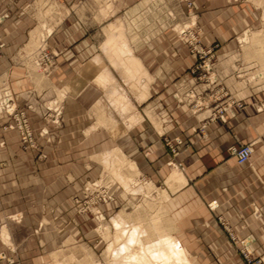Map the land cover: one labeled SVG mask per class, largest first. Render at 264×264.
Masks as SVG:
<instances>
[{
	"label": "rangeland",
	"instance_id": "374dc122",
	"mask_svg": "<svg viewBox=\"0 0 264 264\" xmlns=\"http://www.w3.org/2000/svg\"><path fill=\"white\" fill-rule=\"evenodd\" d=\"M248 2L216 24L193 0H0V264H121L176 237L168 190L183 186L182 164L146 171L134 127L152 124L175 156L172 119L194 134L248 102L264 112V0ZM240 145L251 156L232 173H253L264 151L238 142L228 156ZM216 221L243 264H264Z\"/></svg>",
	"mask_w": 264,
	"mask_h": 264
},
{
	"label": "crops",
	"instance_id": "0c3cea01",
	"mask_svg": "<svg viewBox=\"0 0 264 264\" xmlns=\"http://www.w3.org/2000/svg\"><path fill=\"white\" fill-rule=\"evenodd\" d=\"M193 2L198 7L201 22L214 14L216 24L219 22L217 15L226 12L227 8L249 6L248 0ZM147 65L151 70L156 68L154 72L170 67L165 64L161 67L152 63ZM235 109L234 116H226L224 121L217 117L208 118L194 134L184 124L175 126V119H172L167 124V138L181 141L175 156L169 153L152 124L141 118L134 127L136 161L141 165L144 161L146 171L148 169L152 173L157 168L168 166L171 161L182 164L184 184L174 191L168 190L171 195L168 212L177 220L174 224L178 232L175 238L186 251L191 264H243L216 221L219 215L240 238L251 240V248L256 252L264 251V157L252 159L249 166L253 173L237 175L231 169L236 158L228 156L229 148L238 142H253L259 151H264V112L256 109L254 102H248L245 108ZM191 183L195 184L194 187ZM208 203L214 204L215 208H208ZM252 204L261 207L260 217L253 216ZM193 234H199L200 238L193 240ZM1 248L6 256L13 257L6 247Z\"/></svg>",
	"mask_w": 264,
	"mask_h": 264
},
{
	"label": "bare ground",
	"instance_id": "6f19581e",
	"mask_svg": "<svg viewBox=\"0 0 264 264\" xmlns=\"http://www.w3.org/2000/svg\"><path fill=\"white\" fill-rule=\"evenodd\" d=\"M120 49L121 48H119V50ZM114 50L116 51V48ZM122 64L124 66L123 62ZM131 68L128 67V70ZM125 69L127 70V67ZM95 75L96 77L95 76L94 77L97 79V81L102 80L101 76H99L98 73H95ZM250 156H251V153H250ZM115 223L117 224V220L115 221ZM125 257L126 259L121 264H190L188 261L187 255H186V251H184L182 246L179 245L175 237H173L172 235L159 237L158 239H155L154 241H151L149 243H142L140 244L138 252L129 253ZM55 262L56 260L52 259V263H55Z\"/></svg>",
	"mask_w": 264,
	"mask_h": 264
},
{
	"label": "built area",
	"instance_id": "2783aa9c",
	"mask_svg": "<svg viewBox=\"0 0 264 264\" xmlns=\"http://www.w3.org/2000/svg\"><path fill=\"white\" fill-rule=\"evenodd\" d=\"M250 153L251 150L249 146L246 145H240L234 149V156L236 161L240 164L246 162L249 159Z\"/></svg>",
	"mask_w": 264,
	"mask_h": 264
}]
</instances>
